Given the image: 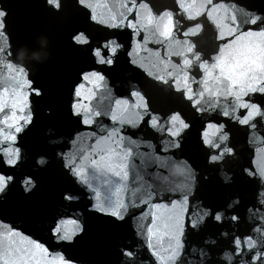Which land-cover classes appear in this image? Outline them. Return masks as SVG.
<instances>
[{"label": "water", "instance_id": "water-1", "mask_svg": "<svg viewBox=\"0 0 264 264\" xmlns=\"http://www.w3.org/2000/svg\"><path fill=\"white\" fill-rule=\"evenodd\" d=\"M0 100V121L31 113L0 123V264L9 228L57 264H264V0H0ZM65 164L134 211H92Z\"/></svg>", "mask_w": 264, "mask_h": 264}, {"label": "snow or ice", "instance_id": "snow-or-ice-1", "mask_svg": "<svg viewBox=\"0 0 264 264\" xmlns=\"http://www.w3.org/2000/svg\"><path fill=\"white\" fill-rule=\"evenodd\" d=\"M256 21L254 20L253 23ZM73 42H77L76 38H73ZM112 55H115V51H113ZM110 59V58H109ZM97 63L99 64H105L107 61L103 58L97 59ZM81 79L84 81H88L89 83L92 84H98L100 81H103L105 78L104 76L100 73V77L98 79H93L89 81V74L88 73H83L81 76ZM84 87V84L81 83L74 88V96L76 98H79L81 96L80 89ZM35 94L39 95V90H35ZM4 103L2 100H0V110L3 109ZM13 112L8 116L5 117L3 121H0V123L6 124L7 127H11L15 129V133H21L24 130V125H27L31 122V113L29 112L27 116L24 115H17L15 109L19 107L20 113L23 112V106L22 103L17 105L16 103H13ZM71 112L72 115L75 116L78 120V122L84 126V127H90L93 125V117H99L101 114L99 112L91 113L89 114V109L87 108L86 105H81L78 103V101H74L73 104L71 105ZM111 120L114 119V117H110ZM21 121H23V124H21ZM121 132H123V129H120ZM0 135H3L2 129H0ZM108 135H110V132H108ZM5 139L15 141L16 140V135L15 134H9L8 136L4 137ZM19 156V150H17V153L10 159L6 160L5 163L9 166H13L16 163V160ZM59 159L61 161H65V157L63 154L59 156ZM213 160L215 157L212 158ZM41 163L43 161H40ZM65 171L76 181L78 185L83 186L85 189L90 190V192H94V202L93 198H90V207L91 210L94 212H99L102 215H108L111 216L112 218L123 220L125 218L124 215H121V213H129L134 211V209L127 208L126 204H120L118 207L115 208V210H111L113 208V202L112 201H105L100 198V193L96 191L95 189L92 188V185L89 183L88 179L86 178L85 175V169L84 167H79L76 168L75 171H73V165L71 164H65ZM11 176H5L3 174H0V192H3L8 184L12 181ZM29 184H32V187H35V184L29 180L27 181ZM25 191H30L29 188H25ZM65 200L71 202L72 201V194L71 193H65L64 197ZM151 198H159V194H156L155 192L151 193ZM147 201L143 202L142 205H146ZM158 204V203H155ZM217 221L220 219V214L217 213L216 217ZM235 219V217H233ZM63 221L61 222V224ZM73 224H75V221H72ZM82 231V229H80ZM51 234L52 238L54 240H57L58 243H64V242H71L74 237L76 236V232L73 233H68L64 231L61 227L60 224H56L54 222L52 228H51ZM8 235L10 237H19L20 243L17 244L15 240H10V244L16 245V253L17 255L13 257L12 253H8V259L4 260V264H57L55 258H53L51 261L45 259L48 255H51L49 253V250L47 247H45L44 244L39 243L35 240H29L28 244L31 245L29 248H24L20 246L24 239H21V233L17 231H13L11 228H9ZM148 239V244L147 247L149 250L154 249V245L152 244V240L150 239L149 235L147 237ZM239 246V241H237V247ZM153 255L156 256L158 253L153 251ZM258 259L257 257L253 258V261ZM59 264H70L69 261H66L65 258L61 255Z\"/></svg>", "mask_w": 264, "mask_h": 264}]
</instances>
